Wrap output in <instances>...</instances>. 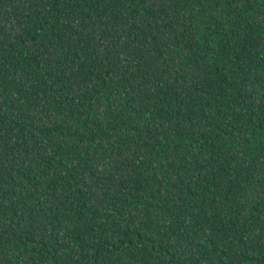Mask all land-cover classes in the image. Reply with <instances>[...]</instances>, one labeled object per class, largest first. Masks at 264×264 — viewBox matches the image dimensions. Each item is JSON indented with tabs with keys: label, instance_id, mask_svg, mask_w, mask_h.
I'll list each match as a JSON object with an SVG mask.
<instances>
[{
	"label": "trees",
	"instance_id": "trees-1",
	"mask_svg": "<svg viewBox=\"0 0 264 264\" xmlns=\"http://www.w3.org/2000/svg\"><path fill=\"white\" fill-rule=\"evenodd\" d=\"M0 264H264V0H0Z\"/></svg>",
	"mask_w": 264,
	"mask_h": 264
}]
</instances>
